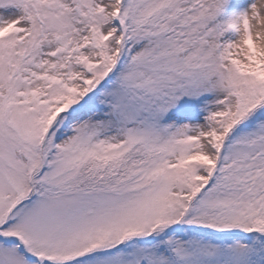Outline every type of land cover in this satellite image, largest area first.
<instances>
[{
  "label": "snow or ice",
  "instance_id": "obj_1",
  "mask_svg": "<svg viewBox=\"0 0 264 264\" xmlns=\"http://www.w3.org/2000/svg\"><path fill=\"white\" fill-rule=\"evenodd\" d=\"M0 264H264V0H0Z\"/></svg>",
  "mask_w": 264,
  "mask_h": 264
}]
</instances>
